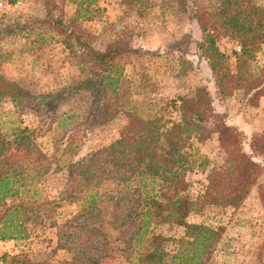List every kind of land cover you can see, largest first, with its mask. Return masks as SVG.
Returning <instances> with one entry per match:
<instances>
[{"label":"trees","instance_id":"trees-1","mask_svg":"<svg viewBox=\"0 0 264 264\" xmlns=\"http://www.w3.org/2000/svg\"><path fill=\"white\" fill-rule=\"evenodd\" d=\"M98 1L79 0L78 14L85 15ZM178 2L186 4V0ZM42 3L45 15L34 19L30 27L61 35L84 76L61 91L37 95L29 91L21 94L18 83L0 73V98H10L20 109L30 106L55 114L61 102L83 97L81 120H73L78 116L75 112L60 113L55 119L58 131L66 127L74 132L93 131L121 116L126 121L113 141L67 161L63 154L72 149L71 142L61 155L49 158L42 153L32 128L20 121L4 131L0 128V241L27 238L46 220L56 229L57 237L56 246L40 259L32 260L26 253L4 254L2 263L103 264L104 255L86 250H91L88 242L109 218L129 264H208L219 231L190 223L187 217L210 204L235 209L258 186L264 172V133L253 135L249 142L254 156L262 158L258 162L242 149L241 129L224 120L205 89L192 96L177 95L164 103L160 114L142 117L121 82L119 60L133 52L128 37L121 35L99 49L89 42L76 19L66 22L61 12L55 13L59 8L55 0ZM199 24L198 52L208 62L218 94L242 90L249 100L263 95L264 62L260 63L257 53L264 45V5L256 0H217ZM24 27L18 22L5 24L0 27V40ZM221 38L238 47L232 51L233 66L218 46ZM172 112L177 118H172ZM213 133L223 155L219 163L193 145V139L201 145ZM53 163L65 170L59 199H22L16 184H22L30 173L34 179L44 175ZM193 172L206 173L197 193L189 191L187 177ZM257 192L264 208V185ZM64 203L76 204L79 209L63 220L54 217ZM157 228H161L159 232ZM59 251L62 259L52 261Z\"/></svg>","mask_w":264,"mask_h":264},{"label":"rangeland","instance_id":"rangeland-1","mask_svg":"<svg viewBox=\"0 0 264 264\" xmlns=\"http://www.w3.org/2000/svg\"><path fill=\"white\" fill-rule=\"evenodd\" d=\"M55 1L59 6L55 13L61 12L66 22L76 19L77 26L86 31L89 42L99 49L121 35L128 37L133 52L119 60L123 67L121 82L127 98L142 117L160 114L164 103L177 95L192 96L205 89L215 110L228 124L243 132L242 149L254 160L262 162L260 156H254L249 142L253 135L264 133V94L253 100H249L242 90L220 96L208 62L198 52L197 42L202 36L199 21L205 11L216 6L217 0H186L182 5L178 0H99L83 16L77 11L79 0ZM256 1L264 5V0ZM44 15L42 0H14L12 3L0 0V27L16 22L25 26L0 40V73L18 83L21 94L24 91L37 95L61 91L84 76L73 50L68 48L61 35L30 27L34 19ZM218 46L233 66L232 51L238 49L235 42L221 38ZM263 53L264 45L263 51L257 53L260 63L264 62ZM73 99L61 102L56 113L49 114L44 108L35 110L27 106L20 109L10 98H0V128L4 131L17 121L32 128L42 153L49 158L61 155L63 147L71 142L72 149L63 154L64 161L70 157L79 159L118 136L126 121L122 116L93 131L74 132L67 127L58 131L55 119L60 113L75 112L78 116L73 120H81L84 99L81 96ZM171 116L177 118L175 112ZM167 117L169 115L165 114L164 118ZM193 145L200 146L214 163L222 161L215 133L201 145L193 139ZM205 176L202 172L188 174L191 193L199 191ZM64 180L65 170L56 168L53 163L44 175L34 179L30 173L16 186L22 199L55 201L59 199ZM263 185L264 172L259 176L258 186L237 208L210 204L188 215V222L206 224L219 231L220 237L207 256L208 264L264 263V208L257 192ZM78 209L76 204L64 203L57 207L54 217L63 220ZM95 225L99 226V223ZM99 229L87 244L91 250L86 251L104 255L103 264H129L120 251L121 240L109 226V218ZM56 243V229L46 220L38 223L27 238L0 241V264H3L4 254L26 253L32 260L40 259ZM54 257L52 261L61 260L63 254L59 251Z\"/></svg>","mask_w":264,"mask_h":264}]
</instances>
